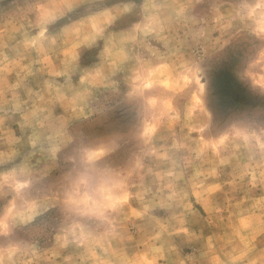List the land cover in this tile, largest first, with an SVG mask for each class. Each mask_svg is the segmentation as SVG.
I'll return each instance as SVG.
<instances>
[{
  "label": "rangeland",
  "instance_id": "rangeland-1",
  "mask_svg": "<svg viewBox=\"0 0 264 264\" xmlns=\"http://www.w3.org/2000/svg\"><path fill=\"white\" fill-rule=\"evenodd\" d=\"M65 2L0 0V264H264V0Z\"/></svg>",
  "mask_w": 264,
  "mask_h": 264
},
{
  "label": "snow or ice",
  "instance_id": "snow-or-ice-1",
  "mask_svg": "<svg viewBox=\"0 0 264 264\" xmlns=\"http://www.w3.org/2000/svg\"><path fill=\"white\" fill-rule=\"evenodd\" d=\"M75 2L76 0H66V2L64 3V11L58 15H55V16H52V17H49L46 21H45V24L48 26L50 24H53L55 21L58 20L59 17L63 16L65 13L67 12H70L74 7H75ZM261 7H264V5H261ZM127 8H123L122 11H126ZM112 21V20H111ZM110 21V22H111ZM68 29H70L72 27V24H68L66 26ZM98 37V36H97ZM96 37V38H97ZM228 139L227 136L223 137L222 140H221V143H223L224 140ZM262 147H264V145H262Z\"/></svg>",
  "mask_w": 264,
  "mask_h": 264
}]
</instances>
